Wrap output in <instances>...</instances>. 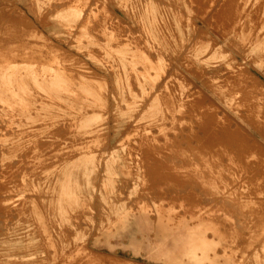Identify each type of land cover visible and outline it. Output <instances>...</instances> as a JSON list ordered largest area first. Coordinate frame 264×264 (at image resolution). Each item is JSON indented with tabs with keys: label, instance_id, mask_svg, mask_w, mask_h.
Segmentation results:
<instances>
[{
	"label": "rangeland",
	"instance_id": "rangeland-1",
	"mask_svg": "<svg viewBox=\"0 0 264 264\" xmlns=\"http://www.w3.org/2000/svg\"><path fill=\"white\" fill-rule=\"evenodd\" d=\"M0 89V264H264V0H0Z\"/></svg>",
	"mask_w": 264,
	"mask_h": 264
},
{
	"label": "bare ground",
	"instance_id": "bare-ground-1",
	"mask_svg": "<svg viewBox=\"0 0 264 264\" xmlns=\"http://www.w3.org/2000/svg\"><path fill=\"white\" fill-rule=\"evenodd\" d=\"M74 2H75V1H74ZM76 2H77V1H76ZM79 2H80V1H79ZM38 3H39V2H38ZM46 4H47V3H46ZM54 4H55V3H54ZM61 4H62V2H61ZM69 4H70V3H69ZM82 5H83V3H82ZM34 6H35V5H34ZM68 6H69V5H68ZM51 7H52V5H51ZM153 8H154V7H153ZM54 9H56V8H54ZM75 9H76V8H75ZM51 10H52V9H51ZM94 12H95V11H94ZM54 18H55V17H54ZM68 20H69V19H68ZM32 38H34V37H32ZM41 42H42V41H41ZM83 42H84V41H83ZM135 43H136V42H135ZM135 46H136V45H135ZM136 52H137V50H136ZM138 52H139V51H138ZM142 54H143V53H142ZM142 54H141V55H142ZM144 54H145V53H144ZM53 55H54V54H53ZM141 55H140V56H141ZM137 56H138V55H137ZM49 59H50V58H49ZM58 59H59V58H58ZM131 59H132V58H131ZM139 59H140V58H139ZM141 60H142V59H141ZM11 63H12V62H11ZM11 63H10V64H11ZM13 64H14V63H13ZM17 64H18V63H17ZM72 64H73V63H72ZM139 64H140V63H139ZM145 65H146V64H145ZM60 66H61V65H60ZM8 67H9V66H8ZM62 67H63V66H62ZM68 67H69V66H68ZM65 68H66V67H65ZM146 68H147V67H146ZM37 69H38V68H37ZM71 69H72V68H71ZM71 69H70V70H71ZM73 70H74V69H73ZM73 70H72V71H73ZM34 71H35V70H34ZM40 71H41V70H40ZM16 72H17V71H16ZM29 72H30V71H29ZM32 72H33V71H32ZM38 72H39V71H38ZM18 73H19V72H18ZM64 73H65V72H64ZM77 74H78V73H77ZM20 75H21V74H20ZM62 77H63V76H62ZM83 77H84V76H83ZM42 78H43V76H42ZM75 79H76V78H75ZM61 80H62V79H61ZM79 80H80V79H79ZM79 80H78V81H79ZM2 81H3V80H2ZM33 81H34V80H33ZM87 81H88V80H87ZM39 82H40V81H39ZM75 82H77V81H75ZM78 83H79V82H78ZM36 85H37V84H36ZM68 85H69V84H68ZM75 85H76V84H75ZM44 86H45V84H44ZM49 87H50V86H49ZM28 88H29V87H28ZM1 89L3 90V88H1ZM1 89H0V90H1ZM67 90H68V89H67ZM93 90H94V89H93ZM8 91H9V90H8ZM82 91H83V90H82ZM1 92H2V91H1ZM4 92H5V90H4ZM69 92H71V91H69ZM95 92H96V91H95ZM2 93H3V92H2ZM2 93H1V94H2ZM17 93H18V92H17ZM87 93H88V92H87ZM91 93H92V92H91ZM97 93H98V92H97ZM7 94H10V93L7 92ZM21 94H22V93H21ZM10 95H11V94H10ZM16 95H17V94H16ZM83 95H84V94H83ZM97 96H98V95H97ZM3 97H4V95H3ZM61 97H62V96H61ZM82 97H83V96H82ZM98 97H99V96H98ZM10 98H11V97H10ZM13 98H14V97H13ZM13 98H12V99H13ZM85 98H86V97H85ZM92 99H93V98H92ZM7 100H8V99H7ZM86 101H87V100H86ZM193 102H194V101H193ZM193 102H192V103H193ZM17 103H18V102H17ZM189 103H190V102H189ZM77 105H78V104H77ZM169 109H170V108H169ZM171 112H173V111H171ZM176 113H177V112H176ZM88 119H89V118H88ZM182 119H183V118H182ZM147 136H148V135H147ZM201 138L203 139V137H201ZM201 138H200V141H201ZM195 139H196V138H195ZM157 140H158V139H157ZM189 141H190V140H189ZM192 141H193V140H192ZM204 141H205V140H204ZM194 142H195V141H194ZM187 143H188V142H187ZM99 146H101V145H99ZM153 146H154V145H153ZM183 147H184V146H183ZM203 148H204V147H203ZM203 148H202V149H203ZM107 149H108V148H107ZM148 149H149V148H148ZM166 150H167V149H166ZM144 151H145V150H144ZM147 151H148V150H147ZM149 152H150V151H149ZM80 153H81V152H80ZM157 153H158V152H157ZM146 154H147V153H146ZM154 154H155V153H154ZM149 155H150V154H149ZM160 155H161V154H160ZM167 155H168V154H167ZM78 157H79V156H78ZM154 157H155V156H154ZM164 157H165V156H164ZM142 158H143V157H142ZM157 159H158V158H157ZM163 159H164V158H163ZM152 160H153V159H152ZM152 160H151V161H152ZM155 161H156V159H155ZM196 161H197V160H196ZM200 161H201V160H200ZM218 161H219V160H218ZM147 162H148V161H147ZM222 162H223V161H222ZM154 163H155V162H154ZM147 164H148V163H147ZM211 165H212V164H211ZM147 166H148V165H147ZM152 166H153V165H152ZM154 166H155V165H154ZM212 166H213V165H212ZM218 166H219V165H218ZM161 167H162V166H161ZM158 168H159V167H158ZM192 168H193V167H192ZM152 170H153V169H152ZM158 170H159V169H158ZM204 170H205V169H204ZM220 171H222V170H220ZM113 172H114V171H113ZM158 173H159V172H158ZM158 173H157V174H158ZM168 173H169V172H168ZM111 174H112V173H111ZM154 174H155V173H154ZM181 174H182V173H181ZM191 175H192V174H191ZM252 175H253V174H252ZM149 176H150V175H149ZM167 176H168V174H167ZM177 176H178V175H177ZM180 176H181V175H180ZM108 177H109V175H108ZM155 177H156V176H155ZM145 178H146V177H145ZM149 178H150V177H149ZM153 178H154V177H153ZM171 178H172V177H171ZM180 178H181V177H180ZM179 180H180V179H179ZM257 180H258V179H257ZM261 180H262V179H261ZM165 181H166V180H165ZM177 182H178V181H177ZM148 183H149V182H148ZM150 183H151V182H150ZM259 183H260V182H259ZM256 184H257V183H256ZM149 185H150V184H149ZM71 186H72V185H71ZM255 186H256V185H255ZM148 187H149V186H148ZM259 187H260V186H259ZM78 188H79V187H78ZM257 188H258V187H257ZM63 192H64V191H63ZM256 193H257V191H256ZM256 193H255V195H256ZM187 196H188V194H187ZM194 196H195V195H194ZM152 198H153V197H152ZM192 198H193V197H192ZM147 199H148V198H147ZM188 199H189V198H188ZM189 201H190V200H189ZM185 202H186V201H185ZM190 202H191V201H190ZM195 202H196V201H195ZM145 203H146V202H145ZM192 203H193V202H192ZM194 204H195V203H194ZM150 207H151V206H150ZM251 208H252V207H251ZM204 211H205V210H204ZM114 213H115V211H114ZM194 213H195V212H194ZM186 214H187V213H186ZM252 214H253V213H252ZM261 214H262V212H261ZM261 214H260V216H261ZM256 218H257V217H256ZM214 221H215V220H214ZM106 222H107V221H106ZM103 224H104V223H103ZM202 226H203V225H202ZM205 228H206V227H205ZM222 228H223V227H222ZM226 229H227V228H226ZM169 231H170V230H169ZM227 231H228V230H227ZM231 232H232V231H231ZM175 233H176V232H174V234H175ZM235 235H236V234H235ZM189 236H190V235H189ZM186 237H187V236H186ZM190 237H191V236H190ZM227 237H228V236H227ZM183 238H184V237H183ZM169 239H170V238H169ZM176 239H178V237H177ZM176 239H175V240H176ZM193 239H194V238H193ZM203 239H204V236H203ZM206 239H207V238H206ZM170 240H172V239H170ZM164 241H165V242H168V240H167V241L164 240ZM164 241H163V242H164ZM193 241H194V240H193ZM193 241H192V242H193ZM195 241H196L197 243H199V241L201 242V241H203V240L201 239V240H199V241H197V240H195ZM195 241H194V242H195ZM205 241H206V240H205ZM184 242H185V240H184ZM187 242H189V240H188ZM194 242H193V243H194ZM229 242H230V241H229ZM232 242H233V241H232ZM242 242H243V241H242ZM173 243H174V241H173ZM179 243H180V242H179ZM193 243H192V245H195V244H193ZM197 243H196V245L198 246ZM167 244H168V243H167ZM167 244H166V245H167ZM182 244H183V246H185L184 243H182ZM188 244H189V243H188ZM190 244H191V243H190ZM247 244H248V242H247ZM247 244H246V245H247ZM160 245H161V247H162L163 245H165V243H163V244L160 243ZM170 245H171V243H169V247H170ZM173 245H175V243H174ZM199 245H200V244H199ZM183 246H182V247H183ZM188 246H189V245H188ZM188 246H187V247H188ZM244 246H245V245H244ZM164 247H166V246H164ZM185 247H186V246H185ZM187 247H186V248H187ZM190 247L193 248L194 246L192 247V246L190 245ZM188 248H189V247H188ZM191 248H190V249H191ZM194 248H195V247H194ZM209 248H210V247H209ZM242 248H243V247H242ZM163 249H164V248H163ZM163 249H162V250H163ZM173 249H174V248H173ZM201 249H202V245H201ZM201 249H200V246H199V250H200V251H201ZM243 249H244V248H243ZM53 250H54V248H53ZM53 250H52V251H53ZM165 250L167 251V248H166ZM185 250H186V249H184V252H185V253H184V252H183V253L181 252V254H182L183 256H182L179 252H178V253H179L178 255H177L176 252L173 251L174 254H176V255H174V254L172 253V250H171L170 252L174 255V259H175V256H176V258H177V256H178L177 259H179L180 261L177 260V262L179 261V262H178L179 264H180L181 261L184 259L183 257H186V254H188V257L186 258V261H187L186 264H189V263H190V264H207L206 262H204V259H205V257H206V253H207V251H206V253H202V254H204V255H198V254H195L196 251H194L193 249H192L193 251L190 250V251H188V252H186ZM196 250H197V249H196ZM228 250H230V249H228ZM246 250H247V249H246ZM166 251L163 250L164 253H168V252H166ZM178 251H179V250H178ZM180 251H182V250H180ZM197 251H198V250H197ZM211 251H212V250H211ZM211 251H210V254H211ZM50 252H51V251H50ZM64 252H65V251H64ZM160 252H161V250H160ZM201 252H202V251H201ZM221 252H222V251H221ZM243 252H244V251H243ZM164 253H163V255H164ZM228 253H229V252H228ZM241 253H242V252H241ZM64 254H65V253H64ZM68 254H69V253H68ZM92 254H93V253H92ZM172 254H171V255H172ZM235 254H236V253H235ZM173 255H172V256H173ZM165 256H166V255H165ZM179 256H180V257L182 256L183 259H182V258L180 259ZM211 256H212V254H211ZM214 256H215V254H214ZM168 257L171 258L170 256H168ZM81 258H82V257H81ZM169 258H168V259H169ZM234 258H235V257H234ZM46 259H47V258H46ZM48 259H49V258H48ZM172 259H173V257H172ZM172 259H171V261H174V263H175L176 259H175V260H172ZM169 260H170V259H169ZM78 261H79V260H78ZM178 263H176V264H178ZM209 263H210V262H209ZM238 263H239V262H238ZM82 264H83V263H82ZM183 264H184V262H183Z\"/></svg>",
	"mask_w": 264,
	"mask_h": 264
}]
</instances>
